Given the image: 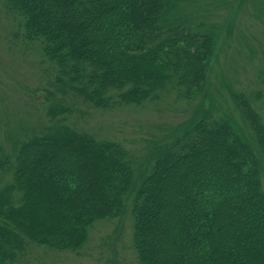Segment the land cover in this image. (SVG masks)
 Listing matches in <instances>:
<instances>
[{"label":"trees","instance_id":"obj_1","mask_svg":"<svg viewBox=\"0 0 264 264\" xmlns=\"http://www.w3.org/2000/svg\"><path fill=\"white\" fill-rule=\"evenodd\" d=\"M180 1L6 0L12 42L39 56L47 87L40 131L12 155L0 145V264L79 253L97 223L128 210L135 264H264V116L250 95L231 92L252 137L203 109L149 168L70 123L81 104L110 113L204 92L217 37L172 20Z\"/></svg>","mask_w":264,"mask_h":264},{"label":"rangeland","instance_id":"obj_2","mask_svg":"<svg viewBox=\"0 0 264 264\" xmlns=\"http://www.w3.org/2000/svg\"><path fill=\"white\" fill-rule=\"evenodd\" d=\"M170 18L184 19L192 29L212 31L217 37L204 92L187 104L166 107L148 103L110 113L81 104L77 107L84 113L81 119L79 114L70 118L71 124L98 137L122 142L137 156L139 167L148 164L149 168L152 150L170 143L183 123L200 116L203 109L212 110L217 117L232 116L252 137L231 92L250 95L264 116V0H181ZM14 24L6 0H0V145L11 155L17 143L44 126L39 100L47 87L46 65L41 64L38 55L23 52L12 42ZM262 185L264 189V171ZM135 263L129 210L120 218L97 223L79 253L31 249L20 261V264Z\"/></svg>","mask_w":264,"mask_h":264}]
</instances>
